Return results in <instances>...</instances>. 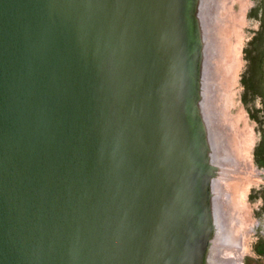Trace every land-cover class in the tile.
Listing matches in <instances>:
<instances>
[{
	"label": "water",
	"instance_id": "obj_1",
	"mask_svg": "<svg viewBox=\"0 0 264 264\" xmlns=\"http://www.w3.org/2000/svg\"><path fill=\"white\" fill-rule=\"evenodd\" d=\"M216 0H0V264H226Z\"/></svg>",
	"mask_w": 264,
	"mask_h": 264
},
{
	"label": "rangeland",
	"instance_id": "obj_2",
	"mask_svg": "<svg viewBox=\"0 0 264 264\" xmlns=\"http://www.w3.org/2000/svg\"><path fill=\"white\" fill-rule=\"evenodd\" d=\"M241 2H226L225 14L231 27L227 38L236 51L237 71L223 90L227 102L224 95L219 102L223 106L221 122L234 153L251 173L240 178L245 183L233 193L243 208L246 223L233 230L237 245L235 251L228 250L231 263L226 260V264H264V0ZM238 174L234 170L230 182ZM249 176L257 179L247 181Z\"/></svg>",
	"mask_w": 264,
	"mask_h": 264
},
{
	"label": "bare ground",
	"instance_id": "obj_3",
	"mask_svg": "<svg viewBox=\"0 0 264 264\" xmlns=\"http://www.w3.org/2000/svg\"><path fill=\"white\" fill-rule=\"evenodd\" d=\"M239 1L241 2L243 0H239ZM226 2H227V0H216V5H215L216 10L215 11H216V16H217L216 19L218 21L217 26H218V34H219L218 47H217L218 49H217V54H216V76H217L218 96H219V100H220L221 95L222 96L224 95L225 101L227 102V97L224 94L223 90L226 88V84H227V81L229 80L230 76L237 69V56H236V53L234 54V52H236V51H234L232 46L229 44L230 41L228 39L229 38L228 35H229V30L231 27H230V24L227 23V16L225 14ZM234 23H236V22H234ZM232 27H234V26L232 25ZM237 34H240V33H237ZM219 100H218V108L221 111V110H223L222 109L223 106L220 105ZM220 116H221V114H220ZM235 155H236V153H235ZM230 164L234 170H238L239 174L241 173L240 175L238 174V176H236V178H234L228 184V187L226 190V199H227L226 200V204H227L226 208L228 209L231 228L233 230H235L236 228L238 229L239 226H241L242 222H243V224L246 222H245V216H244L243 208H242V206H238L240 204L237 202V197L236 196L233 197V193L236 194V192L240 189L241 183H245L244 180L239 181L240 178L244 177L245 173L250 174L251 172H249V170L247 169L246 163L244 165H242L243 162L241 161L239 156H235V158H232V160L230 161ZM255 178H256V176L251 177V178L249 176V178L247 177L248 180L246 178H244V179H246L247 181H251V180L254 181L253 179H255ZM243 219H244V221H243ZM232 243H233V248L231 249V251H235L234 246L237 245L235 238H234V240H232ZM227 261L231 263L230 259H227Z\"/></svg>",
	"mask_w": 264,
	"mask_h": 264
}]
</instances>
